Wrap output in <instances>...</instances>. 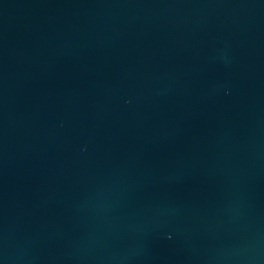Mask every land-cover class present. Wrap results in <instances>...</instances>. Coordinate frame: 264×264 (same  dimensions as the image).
<instances>
[{
  "label": "water",
  "instance_id": "water-1",
  "mask_svg": "<svg viewBox=\"0 0 264 264\" xmlns=\"http://www.w3.org/2000/svg\"><path fill=\"white\" fill-rule=\"evenodd\" d=\"M0 264H264V0H0Z\"/></svg>",
  "mask_w": 264,
  "mask_h": 264
}]
</instances>
